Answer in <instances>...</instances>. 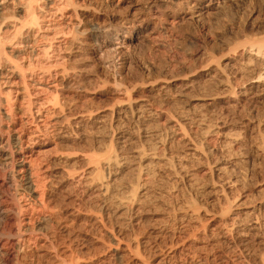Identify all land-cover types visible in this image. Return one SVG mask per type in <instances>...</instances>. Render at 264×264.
<instances>
[{"label": "bare ground", "instance_id": "1", "mask_svg": "<svg viewBox=\"0 0 264 264\" xmlns=\"http://www.w3.org/2000/svg\"><path fill=\"white\" fill-rule=\"evenodd\" d=\"M106 1L110 10L0 0V264H84L80 236L113 241L122 260L138 226L151 239H193L206 251L199 264L218 247L233 264H264V22L220 57L203 53L200 69L152 80L140 99L120 87L114 57V84L102 82L113 103L95 105L88 94L104 85L93 86V63L122 53L176 0ZM56 207L70 239L44 231L41 214Z\"/></svg>", "mask_w": 264, "mask_h": 264}, {"label": "rangeland", "instance_id": "2", "mask_svg": "<svg viewBox=\"0 0 264 264\" xmlns=\"http://www.w3.org/2000/svg\"><path fill=\"white\" fill-rule=\"evenodd\" d=\"M83 1L93 5H102L109 10L111 8V3H108L106 0ZM133 1L134 4L137 3L138 8H141L138 0ZM204 1L206 4L211 3L210 9L200 11L201 0H196L194 2L195 4L190 7L191 10L181 0H176L166 7V10L168 8L169 10H164L165 12L158 11L156 16L158 15L159 18L156 17L150 20L153 21L151 28L147 32H138L137 39L129 42L127 49L118 55L114 52L106 53L104 60L107 61L108 57L110 60L107 63L103 62V59L96 60V63H93L90 70H95L94 74H97L95 79H98V81L93 83V86L104 85L105 83L103 84L102 82H107L109 85L114 84L112 77L116 68L111 67V69L106 65L112 62L115 57V61H117L116 59L118 61L120 60L119 62L117 61L119 66L117 67L119 72H121L120 80L117 82H121L120 87L126 86L132 90V96L134 98L140 99L141 96L145 97L147 94L145 88L151 83L157 82L158 79L161 80V78H165L167 75L170 76V73L181 77L182 75L190 74L195 69H200V66L203 67V64L208 63L203 53L209 51L210 53H207H213L215 57H220L227 50L229 43H232L237 37H241L242 32L253 23V20L257 22L262 21L261 24L264 22V0H256L255 9L249 7V0ZM121 14L123 15L124 13ZM121 14L118 16H122ZM7 48L10 49L9 45ZM110 55L117 56L112 57ZM165 67L167 70H165ZM148 83L149 85H147ZM103 87V89L100 87L102 90L98 88L99 94L97 95L88 94L89 97H100V100L96 99L95 105L99 103V105L113 103L112 95L108 88L109 86L106 87L104 85ZM60 210L56 207L53 212L47 210L41 214L42 216L46 215L45 218L48 219L45 221L44 231L48 232L50 236L53 235L52 238L59 241L61 239L64 240V238L67 240L74 236L73 224L65 217V212ZM44 213L47 214L43 215ZM36 217L38 218L37 214ZM133 234L137 238L122 239V247L128 243L132 245V252L126 251V256L122 260H117L113 257L112 248L115 247L113 241L111 242L105 238L85 241L80 236L77 239V248L84 254L81 261L83 260L82 262H85L84 264H194L197 261L196 256L203 257L206 253V251L198 249L199 245L193 239H151L153 235H149L147 230L141 226L135 227ZM129 236V233H127L126 237L128 238ZM235 250L238 251V248ZM226 251L219 247L216 248L215 256H212L207 264H233V254H229L233 253L232 250L229 249ZM33 259H35L34 261L37 260L36 257ZM87 259L94 261L87 262ZM196 263L199 264L198 261ZM24 264H31V260L27 259V262H24ZM34 264H37V262ZM42 264H52V262L47 263L45 259Z\"/></svg>", "mask_w": 264, "mask_h": 264}]
</instances>
